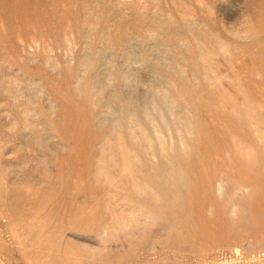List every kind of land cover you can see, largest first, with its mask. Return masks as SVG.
Instances as JSON below:
<instances>
[{"label": "rangeland", "instance_id": "374dc122", "mask_svg": "<svg viewBox=\"0 0 264 264\" xmlns=\"http://www.w3.org/2000/svg\"><path fill=\"white\" fill-rule=\"evenodd\" d=\"M0 264H264V0H0Z\"/></svg>", "mask_w": 264, "mask_h": 264}]
</instances>
